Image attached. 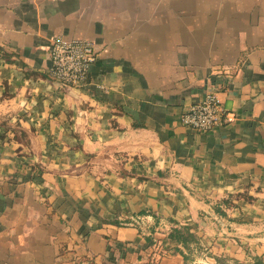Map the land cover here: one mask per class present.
<instances>
[{"label": "crops", "instance_id": "obj_1", "mask_svg": "<svg viewBox=\"0 0 264 264\" xmlns=\"http://www.w3.org/2000/svg\"><path fill=\"white\" fill-rule=\"evenodd\" d=\"M209 90L235 120L181 124ZM0 264H264V0H0Z\"/></svg>", "mask_w": 264, "mask_h": 264}, {"label": "built area", "instance_id": "obj_2", "mask_svg": "<svg viewBox=\"0 0 264 264\" xmlns=\"http://www.w3.org/2000/svg\"><path fill=\"white\" fill-rule=\"evenodd\" d=\"M51 66L48 78L60 86H82L95 61L96 51L91 41L80 38L54 37L50 41ZM235 114L226 111L216 90L205 92L202 99L188 104L180 114V122L200 132L213 130L234 121Z\"/></svg>", "mask_w": 264, "mask_h": 264}, {"label": "trees", "instance_id": "obj_3", "mask_svg": "<svg viewBox=\"0 0 264 264\" xmlns=\"http://www.w3.org/2000/svg\"><path fill=\"white\" fill-rule=\"evenodd\" d=\"M216 211L220 212V210L216 209ZM122 223H125L123 221ZM157 223V218H156ZM154 231V225L149 227V233L151 234ZM149 234V235H150ZM169 238L178 243L181 247L190 250V246L197 244V237L188 230L186 226L174 227L169 232ZM149 236H146V239L149 240ZM180 253L183 255L184 259H187L188 256L185 254L182 249H180Z\"/></svg>", "mask_w": 264, "mask_h": 264}]
</instances>
